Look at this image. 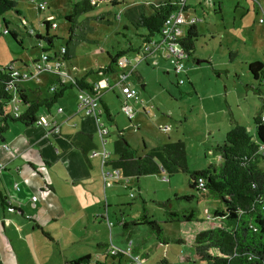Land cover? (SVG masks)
<instances>
[{"label": "rangeland", "instance_id": "obj_1", "mask_svg": "<svg viewBox=\"0 0 264 264\" xmlns=\"http://www.w3.org/2000/svg\"><path fill=\"white\" fill-rule=\"evenodd\" d=\"M112 1L119 3L115 9H110ZM156 1L159 0H92L96 8L77 17V30L94 26L95 31L87 38L95 43H80L75 58L65 62L63 70L72 71V75L76 74L77 67L82 75L87 70L95 71L89 78L107 89L104 99L109 103L113 119L111 122L102 114V122L113 133L116 127L123 131L130 146L137 148L142 137L156 143L183 141L189 169H206L211 164H219L216 147L223 144L231 128L240 124L254 134V117L264 115V84L248 71L251 63L264 65V0H186L188 11L182 13L184 20L199 21L200 37L195 52L185 60L184 71L179 76L173 71L172 58L149 55L137 64L128 83L138 90L140 100L136 103L135 115L129 120L121 109L120 90L114 87L119 70L111 75L97 70L109 63L108 53L126 52V57L133 59L130 50L141 47L142 39L123 17L124 8L137 4L148 8V4ZM17 2V14L13 11L0 17V67L13 66L26 72L34 61L42 58L44 44L49 47L45 42L41 44L37 35H27L26 29L20 27V18H25L36 34L45 36L41 21L49 15L54 17L57 28L49 30V36L54 38V48L49 50L53 52L67 41L70 24L66 16L72 14L73 0ZM39 3H45L48 9L40 12ZM101 15L113 24L98 23L95 18ZM115 17L120 20L116 21ZM3 18L10 21V30L18 31L17 40L3 34ZM186 28L181 26L183 37ZM155 39L159 40L160 35ZM57 78L56 74H38L43 95L50 93L47 89ZM180 80L183 83L178 85ZM37 83L28 80L23 85L36 91ZM108 87L115 90L110 91ZM67 92L75 95L78 91ZM136 184L134 178L118 183L115 194L111 195L114 190L108 189L100 206L87 207V212L77 206L69 209L62 221L47 224L44 231L48 236L36 232V237L28 242L27 253L26 239L15 240L20 264H72L86 257L90 260L84 264H198L192 262L195 253L192 240L208 228L214 210L222 207L219 201L209 193L192 190L184 173L169 179L164 175L142 177L138 184L140 192ZM182 196L193 197L188 201L176 200ZM71 197L76 200V196ZM191 210L203 222L171 221L169 212L186 215ZM120 211L125 216L126 228L117 222L116 217L121 219ZM83 213L89 216L84 217ZM145 217L156 222L158 228L145 223ZM111 247L124 251L125 256L116 260L107 257ZM185 255L191 261H183Z\"/></svg>", "mask_w": 264, "mask_h": 264}, {"label": "trees", "instance_id": "obj_2", "mask_svg": "<svg viewBox=\"0 0 264 264\" xmlns=\"http://www.w3.org/2000/svg\"><path fill=\"white\" fill-rule=\"evenodd\" d=\"M173 1L175 0H159L148 4V8L145 4L124 8L123 17L139 33L142 44L159 35L167 18L180 9L177 4H172ZM110 5V9H115L119 3L112 1ZM17 7V0H0V17H5L7 13L13 11L17 14ZM95 8L96 4L92 0H73L72 14L66 16V20L70 24L67 41L65 46L56 49L58 51L61 48L65 49V54L62 55L64 62L75 58L76 47L80 43H95L87 38L90 33L95 31L94 26H86V30H77L79 27L77 17L86 15ZM183 10L186 12L188 8L184 7ZM103 16L96 17L95 20L106 25L113 24L112 21L103 19ZM23 20L25 18H20V27L23 26ZM115 20L119 21L120 19L115 17ZM3 24L7 29L6 35H11L17 40L18 31L9 29L10 21L3 18ZM41 25L46 30L45 36L39 33L34 35H37L41 44L45 42L49 49L54 48V38L49 36L51 27L50 23L46 22V17L41 21ZM27 35L29 34L27 33ZM199 37L197 24L186 28L181 45L184 47L187 58L194 54ZM49 49L44 44L42 54L49 52ZM139 49L140 47L132 49L130 52L134 54ZM126 54V52H118L114 55L108 53L109 63L99 67L97 73L107 75L117 73L119 70L118 60ZM14 69L20 71L13 66L0 67V138L8 132L11 125L29 127L36 125L44 117L43 113L52 116L53 108L68 90L76 89L78 93L86 91L94 94V88L97 85L89 79V75L94 74L95 71L87 70L80 78H74L69 82L57 80L53 84L55 89L48 90L50 92L47 94L48 96H41L39 90L32 91L25 87L23 85L25 81L22 78L14 77ZM248 71L256 80H261V84H264V65L262 63L249 64ZM178 85L180 84L178 83ZM100 106H102V114L104 113L112 122L110 111L102 99ZM254 124V134H251L245 126L240 124L231 128L226 133L223 144L216 147V152L220 157L219 164H211L206 169L196 171L189 169L183 141L157 144L149 151L138 155L125 139L124 132L116 131L113 157L106 164L112 169L120 171L122 182L131 178L136 179L137 190L140 192L138 183L142 177L164 175L169 179L175 174L184 173L189 177V185L192 190L201 194L209 193L222 205L214 210L213 216L210 218L212 220L208 221L210 222L208 228L200 231L193 238L195 251L193 259L185 255L184 261L189 262L192 259L193 263L198 264H264V115L255 116ZM101 132H108V130L102 127ZM72 143L83 152L86 158L89 152L96 151L92 137L88 134L77 133L72 139ZM200 181L202 185H200ZM191 197L193 196L176 197V200L188 201L192 199ZM168 202L172 203V201ZM168 202L164 206H167ZM0 203L3 207H8L2 192H0ZM169 215L171 221L203 222L196 217L194 210L186 215H179L178 212L171 211ZM145 220V223L151 227L158 228L157 223L150 222L148 217ZM123 227L126 228L127 225L123 224ZM160 243L167 244L163 241ZM106 256L116 260L125 255L108 252ZM89 260L90 257H86L72 264H84L82 262Z\"/></svg>", "mask_w": 264, "mask_h": 264}, {"label": "crops", "instance_id": "obj_3", "mask_svg": "<svg viewBox=\"0 0 264 264\" xmlns=\"http://www.w3.org/2000/svg\"><path fill=\"white\" fill-rule=\"evenodd\" d=\"M152 55L159 57L155 53ZM147 56L141 62L145 61ZM130 61L134 62V56ZM81 72L77 67L75 75L68 70L64 71V74L65 78L70 80L80 78ZM89 79L91 81V78ZM91 82L99 86L102 102L112 116L109 103L104 99V91L107 89L99 82ZM41 84L39 79L36 84L37 91H40L41 96H48L43 95V87L39 86ZM108 88L110 91L115 90L113 87ZM52 114H42L49 123L47 127L38 124L29 127L11 125L8 132L0 138V192L5 195L8 204V207H3L0 203V264L21 263L18 249L14 245L15 240L26 239L28 243L36 237L37 231L46 235L44 229L47 224L50 226L51 223L62 221L68 215L69 209L75 206L82 212H87V207L90 206L99 207L103 197L108 194L107 190L113 189V195L117 191L115 185L122 183L119 181L114 186L105 188L103 173L113 169L103 163L100 155L91 157L89 152L86 158L72 143L77 133L88 134L92 137L95 150L99 153L105 150L109 154L108 160H111L113 142L117 135L104 125L102 115L95 118L80 112L78 92L75 95L66 92L53 108ZM102 127L108 132L102 133ZM167 138L170 139V135ZM157 144L162 143L151 142V139L147 141L142 137L141 145L137 148L133 145L131 147L141 155ZM140 150L142 153H139ZM217 159L220 160L219 155ZM15 185L19 186V191L15 189ZM72 195L76 196V200ZM34 197L37 199L33 200ZM120 215L121 219L116 217L117 222L119 225H126L125 216L121 211ZM83 216L87 217L89 214L86 216L83 213ZM28 249L30 250L29 243L26 253Z\"/></svg>", "mask_w": 264, "mask_h": 264}, {"label": "built area", "instance_id": "obj_4", "mask_svg": "<svg viewBox=\"0 0 264 264\" xmlns=\"http://www.w3.org/2000/svg\"><path fill=\"white\" fill-rule=\"evenodd\" d=\"M186 0H175L172 2L174 5H178L180 9L169 16L165 21V24L161 30L160 39L156 40L155 38L150 39L147 43H143L137 53H134V62L130 61L126 56H122L118 60L119 74L117 81L115 83V88H119L120 94L122 95V111L124 114L131 119L136 113V103L140 100L138 90L128 83V78L131 77L136 72V66L140 63L147 55L158 54L162 58H172L175 63L174 72L176 76H179L184 71V62L187 59L184 47L181 45V40L183 38V30L181 29L182 25L189 27L194 24H198L199 21L195 18L185 21L182 13H185L183 10ZM37 8L44 12L48 9L45 3H39ZM46 22L50 23L51 29L57 27V24L54 22V17L49 15L46 17ZM23 26L26 29V32L29 35H34L35 30L28 24L26 20H23ZM3 34H7V29H4ZM65 54V49L61 48L59 51L55 50L53 52H46L42 54V58L37 62H33L31 69L26 72H21L16 69L13 70V76L22 78L24 81L35 80L39 81L38 74L42 72L56 74L58 76L57 80L62 82H69L65 78L62 55ZM56 80V81H57ZM183 81L180 80L179 84H182ZM55 87L52 85L50 91H53ZM94 94L90 92H79L78 93V110L83 112L86 116H94L97 118L98 115H102V109L100 107L101 94L99 93V86L96 85L94 88ZM38 125L47 127L48 121L42 117L40 121L37 122ZM102 157L103 163H106L109 159V154L103 150L102 152L92 151L90 156ZM166 180V179H165ZM103 181L105 188H110L117 184L119 181H122L121 173L119 170H112L103 173ZM200 185H202L200 181ZM126 186V185H124ZM15 189L19 191V186L15 185ZM33 200H36L34 197ZM110 252L112 254H126L124 251L112 247ZM127 253H130L127 251ZM135 260L138 263V258Z\"/></svg>", "mask_w": 264, "mask_h": 264}]
</instances>
